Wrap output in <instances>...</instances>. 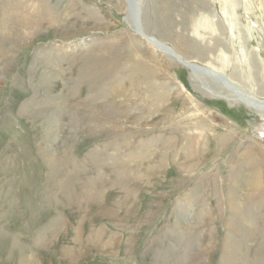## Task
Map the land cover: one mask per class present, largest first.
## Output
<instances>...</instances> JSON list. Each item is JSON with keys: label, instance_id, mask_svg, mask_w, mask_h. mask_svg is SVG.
<instances>
[{"label": "rangeland", "instance_id": "rangeland-1", "mask_svg": "<svg viewBox=\"0 0 264 264\" xmlns=\"http://www.w3.org/2000/svg\"><path fill=\"white\" fill-rule=\"evenodd\" d=\"M135 1L143 32L264 102V0H0V264H264V113L155 50Z\"/></svg>", "mask_w": 264, "mask_h": 264}, {"label": "bare ground", "instance_id": "bare-ground-1", "mask_svg": "<svg viewBox=\"0 0 264 264\" xmlns=\"http://www.w3.org/2000/svg\"><path fill=\"white\" fill-rule=\"evenodd\" d=\"M39 1V0H38ZM134 1V0H133ZM161 1H163V0H161ZM160 1V2H161ZM167 1H170V0H167ZM42 2V1H41ZM128 2H130V1H128ZM166 1L164 0V2H161V3H165ZM182 2V1H181ZM65 3V2H64ZM72 3V2H71ZM139 3H141L140 1H139ZM160 3V4H161ZM133 4H135V5H133ZM133 4H132V6L130 7V17H131V22H132V25H133V27L136 29V31L140 34V35H142L144 38L146 37L147 38V40H148V43H150L151 45H153V47L155 48V50H158V51H162V52H164V53H166V54H168V55H170L171 57H174V59H177L179 62H181V63H183L186 67H188V69L190 70V72H191V74H192V76H195L197 79L196 80H201V81H204V84H205V86H207L208 88H217V87H222V86H226L229 90H231L236 96H238L239 95V97H241L240 99H242L245 103H247V105H249V107H252L253 109H255V110H257V111H260V112H263L264 113V102H261L260 101V99H258L257 98V96L256 95H254L253 93H250V92H247V91H242L241 89H238L239 87H238V85H237V83L236 82H234L232 79L233 78H231V77H226V76H224L223 75V72H220V71H218V70H215V69H212L211 67H209V66H203V65H198V64H196L193 60L191 61V60H188L187 58H184L182 55H180L177 51H175V49L174 48H172V47H170V46H167V45H165L164 43H162L161 41H159V40H156V39H154L153 37H150L149 35H147L146 33H145V31L143 32L142 31V29H141V20H144V19H140V10H139V7H138V5L140 6L141 4H138V3H136V1H135V3L133 2ZM160 4H158L157 5V3H154V4H152V16H154L152 19H153V21L155 22V24H156V26L158 25H160V23L163 21V20H165V19H161L162 21L160 22L159 21V17L161 16V15H165V13H164V11H165V9H163L162 7V9L160 8ZM167 4V3H166ZM38 5H39V2H38ZM66 5V4H65ZM165 5V4H164ZM169 5V4H168ZM175 5V4H174ZM183 5V4H182ZM172 6V4L170 3V7ZM176 6V5H175ZM198 6V5H197ZM68 7H69V2H68ZM164 7V6H163ZM180 7H182L181 5H180ZM184 7V6H183ZM196 7V6H195ZM55 8H57V7H55ZM65 9L67 8V7H64ZM147 8V7H146ZM168 8V7H167ZM178 8V7H177ZM199 8V7H198ZM62 9V8H61ZM175 9V8H174ZM185 9V8H184ZM51 10V9H50ZM59 10V9H58ZM64 10V9H63ZM63 10H60V11H63ZM67 10V9H66ZM172 10H173V8L171 7V11L170 12H172ZM168 11V10H167ZM176 11V10H175ZM169 12V11H168ZM66 13H67V11H66ZM175 13V12H174ZM180 13V12H179ZM188 13V12H187ZM173 14V13H172ZM190 15H192L191 13H189ZM142 16H144L143 14H142ZM172 16H174V15H172ZM170 17V16H169ZM177 17V16H176ZM175 17V18H176ZM145 19L147 18L146 17V15H145V17H144ZM162 18V17H161ZM165 18V17H164ZM179 18H181L180 16H179ZM188 19H189V17H187ZM191 18V17H190ZM151 19V20H152ZM169 19V18H168ZM188 19H186V21L188 20ZM147 20V23H148V19H146ZM171 20H173V19H171ZM177 21H178V19H176ZM183 20V19H182ZM166 21V20H165ZM186 21H185V23L184 24H186ZM60 22V21H59ZM143 22V21H142ZM144 22H146L145 20H144ZM153 22V23H154ZM182 22V21H181ZM184 22V21H183ZM146 23V24H147ZM167 23H169L168 21H167ZM167 23H165V24H167ZM170 23H173V22H170ZM177 22L175 21L174 22V24H176ZM189 23V22H188ZM227 23V22H226ZM162 24H164V23H162ZM179 24V23H178ZM182 24V23H181ZM169 25V24H168ZM177 25V24H176ZM147 26V25H146ZM149 26V25H148ZM161 26V25H160ZM159 26V27H160ZM166 26V25H165ZM143 27H145V25L143 26ZM147 28V27H146ZM161 29H162V27H160ZM168 28V27H167ZM167 28L166 29H164V27H163V32H165V30L167 31ZM239 28V27H238ZM232 29H234V28H232ZM239 30V29H238ZM157 31H158V33L160 34V33H163V32H159V31H161L160 29H157ZM156 31V32H157ZM168 32V31H167ZM166 32V33H167ZM240 33H241V31H240ZM243 33V32H242ZM241 39H243V38H241ZM114 41V40H113ZM131 45V44H130ZM113 47H115V46H113ZM135 47V46H134ZM110 49V48H109ZM117 49V48H116ZM115 48L113 49L114 51L116 50ZM135 49V48H134ZM110 50H112V47H111V49ZM117 51V50H116ZM131 51V50H130ZM134 51V50H133ZM87 52H89V51H87ZM95 52V51H94ZM113 52V51H112ZM93 53V52H92ZM116 53V52H115ZM129 56V55H128ZM133 56V55H132ZM141 57H143L142 55H140ZM93 57V56H92ZM134 57V56H133ZM90 58V57H89ZM88 58V60H90ZM127 58H129V57H127ZM130 58H131V56H130ZM155 58V57H154ZM115 59V58H114ZM125 59V58H124ZM193 59V58H192ZM251 59V63L253 64V66H255L256 65V60L255 59H253V57H251L250 58ZM86 60V59H85ZM87 60V61H88ZM126 60V59H125ZM93 61V60H92ZM95 61H96V59H95ZM117 62V60L115 59L114 60V62ZM98 62H100V61H98ZM106 62V61H105ZM89 63V62H88ZM87 63V64H88ZM86 64V65H87ZM109 64H110V62H109ZM108 64V65H109ZM122 64V63H121ZM126 64V63H125ZM85 65V66H86ZM118 65V64H117ZM116 65V66H117ZM124 65V64H123ZM106 66V65H105ZM87 67V66H86ZM110 67H112V66H110ZM107 66H106V70H107ZM116 68H118V66L116 67ZM89 69V68H88ZM90 69H92V68H90ZM94 69V68H93ZM119 69V68H118ZM117 69V70H118ZM121 69V68H120ZM119 69V71H121ZM110 70H111V68H110ZM113 70V69H112ZM85 71H87V70H85ZM84 71V72H85ZM152 72H154L153 70H151ZM83 72V71H82ZM103 72H104V70H103ZM108 72H111V71H108ZM119 73V72H118ZM234 73V72H233ZM120 74H122V73H120ZM150 74H151V72H150ZM233 75V74H232ZM254 75V74H253ZM116 76V75H115ZM257 76V75H256ZM256 76H254V77H256ZM141 78V77H140ZM105 79V78H104ZM257 79V84H255L256 86H259L258 88H257V90H256V92L258 91V92H264V87H263V82L261 81H259L258 80V78H256ZM255 80V79H254ZM258 81L261 83V84H259L258 83ZM132 83H134V82H132ZM255 83H256V81H255ZM130 84H131V82H130ZM132 85V84H131ZM114 87V86H113ZM114 88H117V86H115ZM112 91L111 92H113L114 90L115 91H117L118 90V88L117 89H111ZM158 90V89H157ZM123 91V90H122ZM122 91H120V92H122ZM159 91V90H158ZM162 91H164L163 89H162ZM119 92V91H118ZM115 93V92H114ZM165 93H166V90H165ZM167 93H169L168 92V89H167ZM118 93H116V95H117ZM148 94V93H147ZM153 94V93H152ZM162 94H164V93H162ZM256 94V93H255ZM105 95V94H104ZM109 95V94H108ZM115 95V94H114ZM115 95V97H117ZM110 96H112L113 97V95H110ZM148 96V95H147ZM155 96V95H154ZM158 96V95H157ZM157 96H156V98H157ZM161 97L163 96V95H160ZM167 96V95H166ZM169 96V95H168ZM118 97H119V95H118ZM121 97V96H120ZM152 97V96H151ZM111 98V97H110ZM136 98V97H135ZM169 98V97H168ZM123 99V98H122ZM131 99H132V97H131ZM152 99H154V98H152ZM158 99H160V98H158ZM110 99H108V101H109ZM111 100H112V98H111ZM117 101V100H116ZM121 101V100H120ZM123 102V101H122ZM158 102V101H157ZM160 102H162V101H160ZM159 102V103H160ZM111 103V102H110ZM120 103V102H119ZM118 102H117V104H119ZM144 103V102H143ZM153 103V102H152ZM112 104V103H111ZM117 104H116V107H117ZM161 104V103H160ZM152 105V104H151ZM150 105V106H151ZM156 105V104H155ZM111 106V105H110ZM127 106V105H126ZM153 106V105H152ZM115 107V108H116ZM118 107H119V105H118ZM128 107V106H127ZM120 108V107H119ZM125 109H126V107H124ZM129 108V107H128ZM157 108V107H156ZM106 109V108H105ZM117 109V108H116ZM122 109H123V107H122ZM124 109V110H125ZM158 109H159V107H158ZM157 109V110H158ZM101 110V109H100ZM150 110H151V108H150ZM201 110V109H200ZM103 111V110H102ZM104 111H106V110H104ZM108 111V110H107ZM111 111H113V110H111ZM120 111H123V110H120ZM110 112V111H109ZM197 112V111H196ZM106 113V112H105ZM113 113H114V111H113ZM119 113V112H118ZM102 114H103V112H102ZM122 114H123V112H122ZM121 114V115H122ZM126 114V113H125ZM125 114H123V116L125 115ZM154 114H156V113H154ZM153 114V115H154ZM110 115H111V113H110ZM120 115V114H119ZM118 115V116H119ZM121 115H120V117H121ZM131 115V114H130ZM190 115V114H189ZM104 116V115H103ZM115 115L113 114L112 115V117H114ZM117 116V115H116ZM152 116V115H151ZM150 116V117H151ZM191 116H192V114H191ZM127 117V116H126ZM188 117V116H187ZM203 117V116H202ZM107 118V117H106ZM110 117H108V119H109ZM125 118V117H124ZM120 118H118L117 120L118 121H121V120H123V117H122V119L121 120H119ZM139 119H141V118H139ZM188 119H190V118H188ZM114 120V119H113ZM147 120V119H146ZM197 120V119H196ZM115 121H116V119H115ZM124 121V120H123ZM141 121V120H140ZM184 121V120H183ZM188 121V120H187ZM186 120H185V122H187ZM199 121H201V120H199ZM191 122V121H190ZM119 123V122H118ZM184 123V122H183ZM195 122H193V124H194ZM203 123V122H202ZM175 124V123H174ZM178 124V123H177ZM180 124V123H179ZM190 124H192V123H190ZM196 124V123H195ZM194 124V125H195ZM197 124H199V123H197ZM205 125V124H204ZM204 125H202V127L204 126ZM208 125V124H207ZM206 125V126H207ZM181 126V127H180ZM179 127L180 128H182V126L183 125H180ZM185 126V125H184ZM184 126H183V128H184ZM188 123H187V128L186 129H188ZM191 126V125H190ZM205 126V128H207ZM175 127V126H174ZM186 127V126H185ZM182 128V129H183ZM192 128H194V127H191V129ZM198 128V127H197ZM185 129V128H184ZM194 130V129H193ZM110 131V130H109ZM187 131V130H186ZM195 131V130H194ZM206 131V130H205ZM190 132V131H189ZM199 132V131H198ZM193 133V132H192ZM195 134V133H194ZM199 134V133H198ZM206 134V133H205ZM183 135V134H182ZM204 135V134H203ZM210 135V134H209ZM167 136V135H166ZM211 136V135H210ZM180 138H181V136H179ZM187 137H189V136H187ZM203 137V136H202ZM201 137V138H202ZM206 137V136H205ZM192 138V137H191ZM190 138V139H191ZM198 138H199V135H198ZM164 138H162L161 140H163ZM183 138H181V140H182ZM195 139V141H196V138H194ZM206 139V138H205ZM187 140V139H186ZM200 140V139H199ZM252 140V139H251ZM168 141V140H167ZM253 141V140H252ZM161 142H163V141H161ZM165 142V141H164ZM179 142H181V141H179ZM194 142V141H193ZM201 142V141H200ZM254 142V141H253ZM150 143V142H149ZM166 143V142H165ZM164 143V144H165ZM190 143V142H189ZM195 143V145H196V142H194ZM146 144H148V143H146ZM163 144V145H164ZM167 144V143H166ZM182 144H184V143H182ZM192 144V143H191ZM204 144H205V142H204ZM251 144V143H250ZM151 145H152V143H151ZM187 145V144H186ZM257 145H259V144H257ZM162 146V145H161ZM169 146V145H168ZM175 146V145H174ZM182 146V145H181ZM185 146V145H184ZM187 147V146H186ZM190 147V146H189ZM189 147H187V148H189ZM198 147H199V145H198ZM147 148H151L150 146L148 147L147 146ZM161 148V147H160ZM166 148H168V147H166ZM171 148V147H170ZM169 148V149H170ZM181 148V147H180ZM180 148H178V149H180ZM184 148V147H183ZM239 148V147H238ZM163 149H165L164 147H163ZM168 149V150H169ZM245 149H246V147H245ZM146 150V149H145ZM148 150V149H147ZM147 150H146V152H147ZM156 150V149H155ZM168 150H166L167 152H168ZM171 150V149H170ZM172 150H173V148H172ZM263 151H264V148L262 149ZM165 151V152H166ZM182 151V150H181ZM187 151V150H186ZM188 151H190V150H188ZM153 152V151H152ZM152 152H150V153H152ZM161 152V151H160ZM164 152V153H165ZM173 152V151H172ZM238 152V151H237ZM180 153V152H179ZM182 153V152H181ZM189 153V152H188ZM187 153V154H188ZM250 151H248V150H244V152L243 151H241L240 152V155L238 154L237 155V157H236V163H238V166L240 165V167L243 169V168H248L247 166H248V163H249V160H250V158L252 157V155H250ZM185 154V153H184ZM183 155V154H182ZM134 156V155H133ZM144 156V155H143ZM142 157V156H141ZM150 157V156H149ZM162 157V156H161ZM161 157H159V158H161ZM138 158H140V157H138ZM185 158H186V155H185ZM187 158H189V157H187ZM143 162V161H142ZM159 164V163H158ZM264 164V163H263ZM250 165V164H249ZM250 167V166H249ZM244 173V172H243ZM257 178H256V181H257V183H259V178H260V176L259 175H257L256 176ZM248 179V178H247ZM246 178H245V181L247 180ZM242 180V179H241ZM235 183H234V187H236L237 189H240V191H241V181H240V178H239V176L237 177V178H235ZM264 181V180H263ZM240 182V184H237V183H239ZM247 182V181H246ZM244 184V183H243ZM246 184V183H245ZM260 184H262V183H260ZM240 185V186H239ZM248 185V184H247ZM238 186H239V188H238ZM243 186H245V185H243ZM233 187V188H234ZM236 188H234V189H232V190H234V191H230V198H231V200H232V211L233 212H235V211H237V208H238V206H237V202H238V200L236 199V198H238L239 197V192L238 191H236L235 189ZM245 188V187H244ZM243 189V188H242ZM247 190H248V188H247ZM257 190V189H256ZM246 191V190H245ZM238 192V193H237ZM244 192V191H243ZM245 193V192H244ZM249 193V192H248ZM255 193H257V192H255ZM195 193H193V195H194ZM228 194H229V192H228ZM258 194V193H257ZM196 195V194H195ZM194 195V196H195ZM228 196V195H227ZM240 196H242V195H240ZM249 196V195H248ZM244 197H245V195H244ZM262 197H264L263 195H262ZM189 198H191V200H192V197H189ZM240 198V197H239ZM242 198H243V196H242ZM248 198V197H247ZM250 198V197H249ZM251 198H253L252 196H251ZM246 199V198H245ZM244 199V200H245ZM261 199V198H260ZM237 200V201H236ZM188 201H190L189 199H188ZM187 201V202H188ZM229 201V200H228ZM229 202H231V201H229ZM264 202V201H263ZM241 203V202H240ZM239 203V204H240ZM262 204V203H261ZM239 207H241V205H239ZM231 209V208H230ZM240 209V208H239ZM259 212V211H258ZM252 222V217H249L248 215H245V214H242L241 216H239V214L236 212V214L234 215L233 214V216L231 217V218H229V220H228V227H229V230H230V234H234V233H242L243 234V236L245 237V238H247L248 239V237H249V232L247 231V229H245L246 228V225L247 224H249V223H251ZM258 222V221H257ZM248 227V226H247ZM228 238V237H227ZM244 238V239H245ZM229 240L231 241V238L229 237V239H227V245H226V250L227 249H229V246H228V243H229ZM76 241V240H75ZM77 242V241H76ZM231 245H232V247L230 248V249H232V250H230L231 252L232 251H236L237 252V249H240V247H242L241 245V243L240 242H235V240L233 241V243H231ZM230 245V246H231ZM67 247V246H66ZM245 247V246H244ZM65 249V248H64ZM70 249V248H69ZM66 250H67V248H66ZM62 252H63V250H62ZM69 252V251H68ZM230 252V254H232ZM225 253V252H224ZM227 253V252H226ZM235 253V252H234ZM247 253V252H246ZM229 254V255H230ZM235 254H237V253H235ZM225 255V254H224ZM229 255H225L224 256V259H227L228 260V257H229ZM237 255H235V257H236ZM232 257H234V255L232 256ZM222 260H223V257H222ZM221 264V263H220ZM254 264V263H253Z\"/></svg>", "mask_w": 264, "mask_h": 264}]
</instances>
